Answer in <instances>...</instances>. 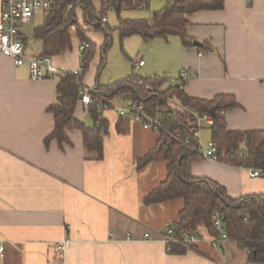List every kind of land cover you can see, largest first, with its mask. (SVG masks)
Masks as SVG:
<instances>
[{"label":"crops","instance_id":"crops-1","mask_svg":"<svg viewBox=\"0 0 264 264\" xmlns=\"http://www.w3.org/2000/svg\"><path fill=\"white\" fill-rule=\"evenodd\" d=\"M222 1L219 9L185 16L187 34L199 46H183L175 35L149 42L134 35L145 42L144 54L138 56L144 64L135 68L139 59L135 60L123 71V78L133 73L177 76L186 68L193 73L183 87L187 96L235 97L238 107L224 112L228 130H264V0ZM165 3L150 0L147 8L153 9L152 14ZM82 14L79 9V19ZM120 14L122 19L151 16ZM44 17V11L34 15L21 29L28 55L38 56L41 42L33 38V31L29 38L24 29L40 25ZM118 21L117 16L116 28ZM70 33L72 40L77 39L75 47L51 56L63 71L81 68L83 41L76 27ZM83 33L99 54L83 75L82 85L111 84L100 82L97 74L105 32L90 25ZM108 34L111 37L110 27ZM30 41L37 47L35 53L28 51ZM55 84L54 76L32 80L26 65L16 66L11 58L0 57V238L4 243L0 264H264L250 262L247 250L210 235L204 226L196 231L199 240L192 248L168 253L162 233L177 221L183 202L143 204V198L165 180L167 165L154 161L136 168L159 133L144 129L131 115H119L117 107L132 101V94L124 93L100 109L108 122L101 159L87 158L80 129L66 130L68 141L62 145L56 139L46 145L44 139L54 127L47 109L55 101ZM167 103L181 112L177 103ZM74 117L91 125L79 102ZM190 172L223 185L232 198L264 193V176L250 177L246 167L201 159L191 164ZM147 231L150 237L144 238ZM65 239L69 245L60 250L57 246Z\"/></svg>","mask_w":264,"mask_h":264},{"label":"trees","instance_id":"trees-1","mask_svg":"<svg viewBox=\"0 0 264 264\" xmlns=\"http://www.w3.org/2000/svg\"><path fill=\"white\" fill-rule=\"evenodd\" d=\"M94 1L51 0L43 22L33 29V38L41 42L38 56H58L70 49V30L73 26L81 40L89 42L83 32L85 27L91 25L105 32V40L100 47L102 54L97 72L99 76L112 42L108 34L109 27L105 25L106 22H101L109 9H113L118 16L116 29L121 42L133 35L140 36L146 42L175 35L183 46H191L194 39L187 34L185 16L199 10L219 9L223 6L222 0H166L164 6L148 18L122 19L119 16L122 9H132L133 3H145L147 8L150 0H96L97 6ZM79 9L83 10L81 19L78 18ZM89 44V48L81 52V68L78 73H67L65 77L56 76L55 101L47 109L53 114L54 127L45 137V144L48 145L50 140L56 139L62 145L68 141L66 130L80 129L87 158L101 159L103 136L107 133L108 122L101 116L100 109L116 95L132 94L133 103L143 105L152 115H159L167 130L159 133L155 146L136 162L137 170L154 161H163L167 165L165 180L143 198V204L182 200L183 206L178 212L177 221L171 226L177 232H194L199 226H204L214 237H219V232L212 226L211 219L215 212H219L224 217L227 239L247 250L250 262L264 263V193L232 198L226 188L216 181L192 176L191 164L202 159L195 150L197 143L192 138L194 120L186 113L171 109L167 99L170 96L176 97L189 111L207 114L213 118V125L208 129L209 140L216 147L219 162L225 164L252 166L264 170V130L227 129L222 112L238 107L233 95L220 94L212 99L191 98L180 90L182 83L169 84L168 75L142 77L136 73L111 84L96 85L92 103L87 108L91 121L88 126L75 119L74 110L79 102L82 77L96 50L95 45L90 42ZM177 133L180 138L178 141L174 139ZM192 247L193 245L190 248ZM185 250L184 247H174V252L183 253Z\"/></svg>","mask_w":264,"mask_h":264},{"label":"built area","instance_id":"built-area-1","mask_svg":"<svg viewBox=\"0 0 264 264\" xmlns=\"http://www.w3.org/2000/svg\"><path fill=\"white\" fill-rule=\"evenodd\" d=\"M174 2V0H169ZM51 0H0V57L5 56L13 60L16 66L26 65L28 68L29 76L32 80L43 79L47 76L51 77H65L67 73H78L80 69L75 71H63L53 64L51 56H33L28 55L25 52V46L23 43L22 27L29 23L32 17L42 11L46 12L50 7ZM146 8V4L133 3L132 9ZM102 23L106 22V18L101 19ZM89 42L83 41L79 45V50L82 52L88 49ZM144 64L143 59H139L135 63V68L141 67ZM193 73L186 68L180 69L177 76L167 77V81L171 85L181 84L180 90H183L186 82L192 77ZM159 77L160 75H155ZM140 83V82H139ZM96 86L80 85V97L79 103L83 105L85 109L92 103V94L95 92ZM154 90V89H151ZM173 103H177L181 108V113L190 115L194 120V127L192 138L196 141L197 145L195 150L200 153L202 159H210L213 161H219L216 154V147L211 140H208L206 148L202 147L200 142L201 132L204 129H209L213 125V118L207 114H200L194 111H189L182 102L176 97L170 96L167 99ZM109 103H104L103 107L107 108ZM117 112L121 116L131 115L137 119L144 129H150L157 133L164 132L166 127L162 118L155 114L152 115L143 105H136L133 101H129L125 106L117 107ZM224 115V112H222ZM174 139L178 141L179 133L174 136ZM250 177L257 178L264 176V170L256 167H246ZM223 215L219 212H215L212 216L211 223L215 230L219 232V236L223 239H227L226 232L223 225ZM163 241L166 245V251L168 253L174 252V247L190 248L199 240V235L196 231L190 232L186 230L176 231L173 226H168L164 233H162ZM150 232L144 233V238H149ZM212 244L216 245V241L213 239ZM69 245V240L65 239L58 248L64 250ZM4 251V243L0 238V253Z\"/></svg>","mask_w":264,"mask_h":264},{"label":"rangeland","instance_id":"rangeland-1","mask_svg":"<svg viewBox=\"0 0 264 264\" xmlns=\"http://www.w3.org/2000/svg\"><path fill=\"white\" fill-rule=\"evenodd\" d=\"M161 1V0H160ZM150 2V1H149ZM151 10L153 9H148V8H139V9H125L121 12V16L125 17V16H149L151 14ZM105 16L107 17L108 20V26L111 28V46L109 48V50L106 53V57H105V62L106 65L105 67L101 70L100 75H99V80L100 82H102L103 84L107 81L109 82H113L116 80H119L120 78H123L126 75H123V71L126 68H131V66H133L134 61L138 60V56L139 55H143L144 54V44L145 42L141 40V38L136 37V36H129L126 37L122 42L119 39V33L116 30V23H117V14L114 12V10H108L105 13ZM105 17V18H106ZM37 25H31V27H27L24 29L25 34L31 38L32 35V31H33V27H35ZM102 28H104L103 26H101ZM96 29V28H95ZM94 32V31H91ZM77 39L73 38L72 40V49L75 47ZM138 41V43L136 42ZM31 42V41H30ZM142 43V44H140ZM28 51L30 53H35L37 51V47L32 45L31 43H28ZM98 48H96L95 50V54L94 57L95 59L92 60H96L98 58V54L99 52ZM97 54V55H96ZM92 60L90 62V65L92 63ZM90 68V66H89ZM126 72V71H125ZM143 71L139 70V74H142ZM172 77L173 74H175L174 72L171 73ZM160 76H163V74H157ZM155 76V75H154ZM209 140V132L208 130H202L201 132V139L200 142L202 144V147L206 148V144Z\"/></svg>","mask_w":264,"mask_h":264},{"label":"water","instance_id":"water-1","mask_svg":"<svg viewBox=\"0 0 264 264\" xmlns=\"http://www.w3.org/2000/svg\"><path fill=\"white\" fill-rule=\"evenodd\" d=\"M194 45H196V46H199L200 44H199V43H197V42H194Z\"/></svg>","mask_w":264,"mask_h":264}]
</instances>
